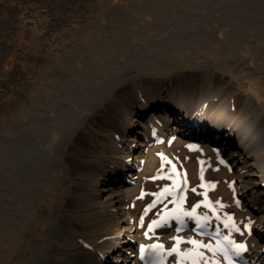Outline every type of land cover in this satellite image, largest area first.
<instances>
[{
  "label": "bare ground",
  "instance_id": "1",
  "mask_svg": "<svg viewBox=\"0 0 264 264\" xmlns=\"http://www.w3.org/2000/svg\"><path fill=\"white\" fill-rule=\"evenodd\" d=\"M123 1L120 2L122 9L128 10ZM138 4V14L126 12L122 15L125 20L120 18L123 26L118 25L124 32L118 40L132 41L133 49L126 60L103 63L101 66L107 75L101 74L100 81L77 88L74 82L82 79V72L71 75V63L74 57L87 61V49L92 53L91 47L82 40L69 52L70 65L60 68L72 85L58 88L50 79L52 86L43 88L55 91L52 95L55 100L35 102L34 114L22 112L10 122L14 131L3 133L0 138V187L18 186V171L22 177L24 172L29 173L25 175L30 177V181L26 178L28 185L50 187L46 195L49 221L40 226L47 242L57 228L59 204L53 197L52 186L59 175L66 145L72 141L77 128L86 122L89 111L103 99H120V90L116 88L129 79L136 97L132 102L124 101L120 109L126 123L134 128L133 138L110 136V155L98 159L107 168L95 172L91 178L96 181L104 177L109 167L123 173L118 182L106 187L102 199L88 195L97 206L95 219L99 228L85 241V252L75 258L62 256L56 264H159L163 259L165 264H229L223 257L225 250H219L215 237L227 239L234 256L248 258L246 264H264V125L257 116L238 114L230 104L211 94L194 104L193 99H182L145 78L152 76L157 80L165 74L162 81L175 84L174 81L191 77L188 70L214 65L264 101V0H160L161 6H155V0H139ZM144 20L158 28L155 34ZM162 30L168 34H161ZM237 30L242 33L238 34ZM133 33L136 36L130 37ZM141 33L145 34L140 37ZM141 45L146 49L134 51L135 46ZM110 47L116 50V45ZM58 60H51V76L60 74L56 70L60 65ZM174 69L184 72L175 74ZM59 78H62L57 80L60 85L63 77ZM66 87L71 90L69 94ZM227 88L233 86L228 84ZM155 99L167 106V110H159L161 103L156 106L159 108L151 109L158 103L155 102L149 106L152 111L135 116V112L146 109L150 100ZM23 123L35 125L38 135L31 153L18 158L17 128ZM195 125L202 129L200 134L195 133ZM45 127L47 131L42 137L41 129ZM203 130L214 132L201 134ZM196 136L207 142L217 140L219 145L211 143L217 148L227 136L235 139L238 151L227 155L233 172L221 167L220 150L192 143ZM167 145L175 147L180 163L168 154ZM149 177L159 181L151 184ZM23 188L26 189L25 185ZM146 188L149 192L143 208L149 214L155 212V217L150 221L151 226L148 224L146 237L138 241L129 205ZM185 190L192 194L188 199L182 195ZM235 197L244 200L243 207ZM156 198L164 202L158 212L153 211L152 205L159 202ZM29 203L30 217L36 221L35 215L31 216L36 206L34 202ZM22 210L18 208V215L26 214ZM235 219L252 224L251 228L239 229ZM206 223L208 226L202 230ZM254 226L259 231L254 232ZM167 230L171 231L170 247H165L166 241L159 238Z\"/></svg>",
  "mask_w": 264,
  "mask_h": 264
},
{
  "label": "rangeland",
  "instance_id": "2",
  "mask_svg": "<svg viewBox=\"0 0 264 264\" xmlns=\"http://www.w3.org/2000/svg\"><path fill=\"white\" fill-rule=\"evenodd\" d=\"M125 1L123 2L129 8L128 10L122 9L121 0H0V138L3 133L9 134L14 131L10 122L19 117L22 112L34 114L32 105L35 102L55 100L56 97L52 96L55 91L45 89L52 86L49 82L50 79L58 88L72 85V81H67L66 75L61 73L60 68L65 64V66L70 65L67 58L70 55L69 52L82 40L91 47L92 53L87 49L85 55L86 59L89 58L87 61L81 62L79 58L75 59L74 57L71 63V75L82 72L80 74L82 79L74 82L77 88L84 84L96 83L97 80L102 79L100 78L101 74L102 77H104L103 74L107 75L101 66L103 63H115V61L127 58L126 55L130 54L133 49L132 41L118 40L120 33L123 32L122 27L118 25L124 24L120 23V18L125 20L122 15L126 12H132L133 16L138 14L137 10H140V5L138 4L139 0ZM156 1L155 6H161L158 4L160 0ZM144 21L146 22V20ZM146 23L155 34L158 28L149 22ZM94 29L97 30L99 39L95 36ZM147 32L148 30H145L146 34ZM145 33H141L140 37ZM237 33L242 32L237 30ZM161 34H168V32L162 30ZM133 36H136V33L130 37ZM111 45H116V50H111ZM145 47V45L135 46L134 51L136 48L146 49ZM122 50H127V52L123 53ZM54 58L59 59L60 65L56 70L60 74L51 76L50 65ZM74 62L81 63L75 65ZM116 68L120 71V66ZM173 72L177 74L184 71L174 69ZM187 72L192 74L191 77L181 79L179 82L174 81L175 84L162 81L165 74L159 76L157 80H153L155 78L152 76L145 78L149 79L150 84L159 85L165 91L172 92L182 99H193L194 104L198 103L202 97L211 94L216 97L215 99L230 104L238 114L257 116L260 123L264 125V101L258 100L246 91V88L241 87L228 73L217 70L214 65L208 64ZM243 73L246 76L247 73L245 71ZM60 76L63 77V80L59 85L57 80L62 79L59 78ZM145 78L143 77V79ZM228 84L233 88L228 89ZM145 86L147 87V83ZM117 90H120V99L115 100L112 97L103 99L92 112L89 111L86 122L77 128L72 141L66 145L59 175L54 179L56 181L52 186L53 197L59 204L57 228L47 242H45L46 237L40 231V226L49 221L48 196L46 195L50 187L39 188L41 184L28 185L30 177L27 176L29 177L28 181L25 176L29 175L27 171L23 173V177L18 171V186L10 185L12 188L8 186L7 189L4 185L0 187V264H56L62 256L70 257L72 255L75 258L85 252V241H89L88 238L94 236L99 228L95 219L97 206L91 203L88 195L94 194L98 199H102L106 187L118 182L117 179L123 173L109 167V171H106L104 177L92 181L91 177L95 172L102 171L104 167L107 168L98 159L103 155H110V136L120 135L124 139H131L134 133L133 126L126 123L120 109V105L124 101L132 102L136 97L132 80L128 79L121 83L116 88ZM70 92L71 90L67 89V94ZM150 102L146 109L140 108L135 112V116L141 117L147 110L152 111L151 109L159 108V106L156 107L159 103H161L159 110H167V106L165 107L157 99L150 100ZM155 102L158 103L150 109L149 106L152 107ZM45 117H48V114ZM194 129H197L195 132L197 134H200L198 132L202 130ZM17 130L18 158L24 155L27 157L35 144L38 135L37 129L35 125L23 123L18 125ZM41 131L43 137V133L47 131L46 127ZM213 132V130H203L201 134L209 135ZM211 140L209 139L210 143L204 140H194L192 143L211 145L212 149H216L217 147L211 144L213 141ZM225 140L226 143L222 141L223 145L217 148L220 150L219 154L223 161L221 167L224 166L233 172L234 168L227 155L238 151L237 144L235 139L229 136ZM20 150L24 153H20ZM166 151L173 156V160L176 159L180 163L179 158L181 157L173 145H167ZM149 179V183L159 181L152 177ZM210 183L211 181H209ZM24 185L26 189H22ZM210 186L215 188L212 183ZM208 190L210 189L208 188ZM148 192V188L144 189V194L137 195V198L129 205L133 216L132 221L137 228L136 239L138 241L146 237L149 226H151L150 221L155 217V212L149 214L143 208ZM182 195L188 199L192 194L185 190ZM229 195L231 194L229 193ZM158 198L155 200L159 202L152 204L155 210L150 208L157 212L164 203ZM235 199L243 207L244 200L238 197ZM32 201L36 210L31 216L35 215L36 221L30 217L31 209L27 206V202L32 205ZM156 204L158 205L155 206ZM23 206L27 210H24ZM19 207L26 214L18 215ZM242 210L244 211L243 208ZM24 215H27V218H24ZM249 215L252 216V214ZM235 220L236 227L239 229L251 228L252 224H244L241 220V222ZM255 229L254 232L259 231L257 228ZM261 232L259 233L261 234ZM170 236V230L160 234L159 238L166 241L164 242L165 247L171 245V242L168 241ZM262 237H264V231ZM168 261L167 259V263ZM165 263L166 259L162 264Z\"/></svg>",
  "mask_w": 264,
  "mask_h": 264
},
{
  "label": "water",
  "instance_id": "3",
  "mask_svg": "<svg viewBox=\"0 0 264 264\" xmlns=\"http://www.w3.org/2000/svg\"><path fill=\"white\" fill-rule=\"evenodd\" d=\"M196 126V128H199V126H197V125H195ZM197 134V133H196ZM195 140H199V141H201L202 139H199L197 136L195 137ZM213 145H219V142L216 140V141H212L211 142Z\"/></svg>",
  "mask_w": 264,
  "mask_h": 264
}]
</instances>
